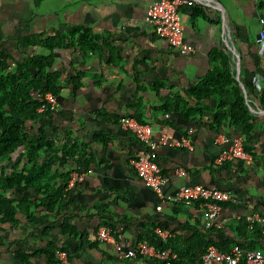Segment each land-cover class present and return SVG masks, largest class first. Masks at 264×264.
<instances>
[{"label": "crops", "instance_id": "crops-1", "mask_svg": "<svg viewBox=\"0 0 264 264\" xmlns=\"http://www.w3.org/2000/svg\"><path fill=\"white\" fill-rule=\"evenodd\" d=\"M150 1L0 0V67L21 83L14 92L19 101L3 109L7 125L15 122L29 139L44 134L57 158L41 149L37 163L50 159L52 174L84 173L75 187H65L58 211L48 212L41 203L43 196L24 181L0 189L16 211L14 221H0V264H52L50 249L66 251L71 264H163L139 254L124 256L142 240L159 246L163 240L156 228L169 231L164 248L188 264H196L199 251L185 242L196 233L224 249L250 241L257 242L256 247L264 245V240L252 239L251 232L240 233V219L235 217L237 213L264 215V109L258 99L264 92V56L258 53V19L264 17V0H192V5H181L184 40L193 48L187 54L155 35L147 21ZM80 26L99 37L100 50L80 48L78 35H73ZM62 36L71 38L62 41ZM214 50L229 57L251 114L249 163L215 162L219 151L240 134L229 120L214 128L217 99L196 101L190 96L215 66ZM42 57H50L52 64L40 69L27 65ZM52 77L57 111L38 112L46 93L42 94L40 83L45 85ZM77 77L80 83L75 87ZM176 96L190 110L202 112L184 117L171 109ZM31 102L39 103L33 117L20 109ZM165 105L170 106L167 112ZM126 115L152 125L154 136L166 131L191 139V151L159 148L158 162L167 177L163 192L172 195L182 184L226 190L230 200L222 204L211 229L203 227L200 202H161L138 177L129 161L145 154L147 147L120 128L119 118ZM74 142L81 154L58 159L61 148ZM28 163L27 146L19 144L0 160V180L28 169ZM177 166L186 169V176L174 173ZM52 184L62 186V180L56 177ZM28 202H32L29 207ZM40 217L42 222L35 221ZM103 226L113 228L115 242L100 241L98 231Z\"/></svg>", "mask_w": 264, "mask_h": 264}, {"label": "built area", "instance_id": "built-area-1", "mask_svg": "<svg viewBox=\"0 0 264 264\" xmlns=\"http://www.w3.org/2000/svg\"><path fill=\"white\" fill-rule=\"evenodd\" d=\"M192 5V0H151L147 7V21L152 25L154 33L159 38L164 39L167 44L176 49L180 54H187L193 51V48L184 40L183 27L180 18V6ZM261 28L258 31L260 39L258 44V53L264 56V17H259ZM58 104L55 94L46 92L37 107L38 112L57 111ZM169 117L165 114V118ZM119 126L122 130L129 132L134 137L145 144L147 152L130 159V165L137 173L138 177L149 186L159 197L161 202H177L186 205H193L200 202L204 209L203 227L211 229L218 221L222 212V204L230 200V195L226 190L219 188H210L201 184H182L172 195H165L163 187L167 182V177L162 171L158 162V151L162 146H173L188 151L193 150V144L189 137L183 135H174L162 131L154 136L152 125L143 123L133 116H122L119 118ZM217 164L228 161H252L251 154L243 145V138L239 135L233 137L226 148L219 151L215 157ZM174 173L179 177L187 174L183 166L174 168ZM84 179V173L76 172L72 174L66 185L71 189ZM159 208V207H158ZM237 219L244 220L248 228L252 229L255 225L262 228L264 232V215L260 213L235 215ZM156 235L161 240L170 237L169 231L161 228L155 229ZM98 238L101 242H115L112 235V229L103 226L98 231ZM120 249L119 246H117ZM153 257L160 260L163 264H172L177 258V253L170 248H161L145 240L139 241L135 247L127 249L124 256L134 257ZM55 255L60 264H71L66 251L55 250ZM264 264V245L261 247L244 248L238 244L232 245L228 251H222L215 245H209L201 254L198 264Z\"/></svg>", "mask_w": 264, "mask_h": 264}, {"label": "trees", "instance_id": "trees-1", "mask_svg": "<svg viewBox=\"0 0 264 264\" xmlns=\"http://www.w3.org/2000/svg\"><path fill=\"white\" fill-rule=\"evenodd\" d=\"M198 15L200 12H195ZM73 35H78V43L80 48L85 52H95L96 50H100V39L94 34L89 28L86 27H76L73 30ZM70 36H62L60 40L67 41L70 40ZM72 43V42H71ZM60 44V43H59ZM52 47V45H48ZM211 59L213 61L212 70H210L205 77L201 78L199 82L195 85L194 90L190 93V96L196 100L201 101L205 99L215 98L217 99L216 109L214 111V128H221L222 124L225 120H229L231 126L234 127L239 134L243 138V145L245 149H247V145L251 140V132H252V124H251V114L246 105L245 99L243 97V93L237 82L233 77V73L231 70V61L229 57L224 54L222 51L214 50L211 53ZM1 62V60H0ZM52 64V59L50 57H42L36 58L31 61V63L27 65H31L36 68H44L46 66H50ZM2 65V62L0 66ZM0 67V160H3L7 157L8 153L13 151L19 144H25L27 146V157L29 159L28 164L29 168L26 170H22L20 172H15L9 177H5L0 180L1 190L8 189L10 187L15 186L16 184H20L22 181L25 182L26 185L32 186L35 188L37 192H39L43 198L41 203L45 205L48 212L55 209V211L59 209L62 203V195L65 193V187L68 183L70 175L68 173H57L52 174L50 171V159L44 161L41 165L37 163V159L39 156V151L41 149L46 150L47 152L52 153V157H56L55 150L52 148V144L44 139V134L41 133L39 136L29 139L20 132V128L14 124H8V118L3 116L4 106L7 104L11 106V103H17L19 99L17 98L16 92L17 87H20L18 77L11 73V71H6V69ZM52 79L47 78V83L42 85L41 92L44 94L47 91H51L53 94H56L55 87L52 84ZM79 77L74 79V86L77 87L79 85ZM161 83H156V87L160 86ZM21 87H23L21 85ZM259 103L261 107L264 109V92L259 96ZM39 103L31 102L26 108L25 104H22L21 110L24 109L26 111L27 116L33 117L35 114V109ZM170 106L165 105L163 108L164 112H167ZM14 107L11 108L13 111ZM173 110H177L187 117L189 113H195L198 111L201 113L202 111L197 108L196 110H190L187 107V102L183 100L180 96H176L173 101V106L171 107ZM141 121L140 119H138ZM142 122V121H141ZM144 123V122H143ZM7 125V127H6ZM70 142V140H68ZM79 147L74 143H67L61 148V155L58 159L62 161L67 160V158H73V156L77 153L81 154ZM59 177L62 180V186L54 187L52 181L54 178ZM32 202H28L27 206ZM15 206L13 205L11 200H8L5 196L0 194V221L1 222H12L15 218ZM30 216V215H29ZM44 217L36 218L35 221L42 222ZM239 232L242 233L243 230H247L251 232L252 239L255 240H264V232H262V228L258 225H255L252 229L248 228L246 222L244 220H240L238 223ZM112 229V233L114 234V230ZM170 238L166 239L168 241ZM160 242L159 247L164 248L165 245ZM186 244H195L196 249L199 253L197 255L196 264H198L201 254L205 251V249L209 245H214L210 240H206L205 236L202 233H196L194 238L190 239ZM167 244V243H166ZM238 244L241 247L250 249L256 247L257 242L250 241L248 245ZM232 244V245H234ZM224 249L222 247H218L222 251H228L231 247ZM260 247V245H259ZM49 255L52 256V264H60L56 255L55 250H48ZM179 256L177 259L172 261V264H188L181 260L182 256ZM55 257V258H54ZM194 262V259H192ZM238 264H246L241 261Z\"/></svg>", "mask_w": 264, "mask_h": 264}]
</instances>
